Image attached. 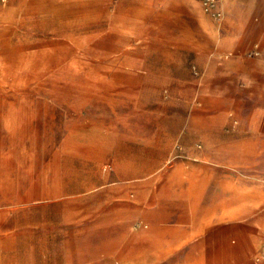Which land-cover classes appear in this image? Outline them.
Instances as JSON below:
<instances>
[{
	"label": "rangeland",
	"instance_id": "rangeland-1",
	"mask_svg": "<svg viewBox=\"0 0 264 264\" xmlns=\"http://www.w3.org/2000/svg\"><path fill=\"white\" fill-rule=\"evenodd\" d=\"M221 1L0 2V264H264V52Z\"/></svg>",
	"mask_w": 264,
	"mask_h": 264
},
{
	"label": "crops",
	"instance_id": "crops-1",
	"mask_svg": "<svg viewBox=\"0 0 264 264\" xmlns=\"http://www.w3.org/2000/svg\"><path fill=\"white\" fill-rule=\"evenodd\" d=\"M226 2L230 3H246V5H244V9L245 10H240L243 14V18L245 23L242 22L240 29H244L246 28L248 31L249 29H255L256 34L260 36L259 38V42L261 45V48L264 52V5L260 4V2H263V0H255L257 3H253V2H249V1H245V0H225ZM199 3V1H198ZM200 4V3H199ZM201 7V6H200ZM241 7V6H240ZM209 18V17H208ZM210 19V18H209ZM214 24H216V22L213 21ZM257 113V112H256ZM255 114V112H254ZM254 115L252 113H247L245 111L244 114H240V117H243V121L245 120V122H250L251 118ZM254 129V127H250V130ZM172 252L167 251L166 253H164V255H168Z\"/></svg>",
	"mask_w": 264,
	"mask_h": 264
},
{
	"label": "built area",
	"instance_id": "built-area-1",
	"mask_svg": "<svg viewBox=\"0 0 264 264\" xmlns=\"http://www.w3.org/2000/svg\"><path fill=\"white\" fill-rule=\"evenodd\" d=\"M5 0H0L3 2ZM202 12L216 23H220L225 14L224 5L221 0H198Z\"/></svg>",
	"mask_w": 264,
	"mask_h": 264
}]
</instances>
